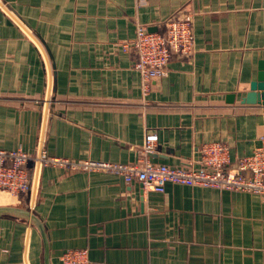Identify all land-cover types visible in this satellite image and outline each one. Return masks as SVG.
Segmentation results:
<instances>
[{"label": "crops", "instance_id": "crops-1", "mask_svg": "<svg viewBox=\"0 0 264 264\" xmlns=\"http://www.w3.org/2000/svg\"><path fill=\"white\" fill-rule=\"evenodd\" d=\"M193 14V54L172 57L143 92L136 55L119 43L138 25L161 32ZM264 62V0H0V149L49 157L199 167L197 150L224 143L230 164L264 138V104H242ZM47 239L49 264L86 249L91 264H264V196L137 182L45 166L18 200ZM0 264H44L38 229L0 214Z\"/></svg>", "mask_w": 264, "mask_h": 264}, {"label": "built area", "instance_id": "built-area-1", "mask_svg": "<svg viewBox=\"0 0 264 264\" xmlns=\"http://www.w3.org/2000/svg\"><path fill=\"white\" fill-rule=\"evenodd\" d=\"M193 14L182 12L169 19L161 32H148L138 25L131 40L119 43L125 52H134V69L138 72L143 92L150 83L163 77L169 60L189 58L193 54ZM253 153L230 164L229 148L224 143H208L199 147V167L192 163L179 167L155 164L147 159L158 144L154 132L145 134L137 159L130 164H113L85 160H68L49 157L44 151L32 155L17 148L0 149V196L18 200L26 195L31 177L45 166L71 171L107 172L122 177L126 185L139 183L149 192L164 193L166 184L188 187L215 188L264 196V138ZM61 264H91L86 249L66 250L59 257Z\"/></svg>", "mask_w": 264, "mask_h": 264}, {"label": "water", "instance_id": "water-1", "mask_svg": "<svg viewBox=\"0 0 264 264\" xmlns=\"http://www.w3.org/2000/svg\"><path fill=\"white\" fill-rule=\"evenodd\" d=\"M242 104H264V62L259 64V73L256 80L249 86V92L241 100ZM0 214H11L28 219L39 231L44 245V264H49V252L47 239L44 233V228L38 218L29 210H23L17 207H0Z\"/></svg>", "mask_w": 264, "mask_h": 264}]
</instances>
